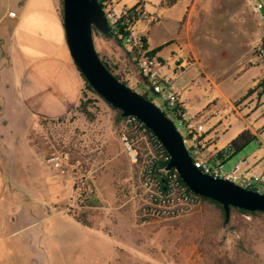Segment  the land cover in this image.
<instances>
[{
    "label": "rangeland",
    "instance_id": "1",
    "mask_svg": "<svg viewBox=\"0 0 264 264\" xmlns=\"http://www.w3.org/2000/svg\"><path fill=\"white\" fill-rule=\"evenodd\" d=\"M6 5L0 0V12ZM130 7L139 11L135 30L145 42L144 34L136 27L148 17L144 4L136 0ZM165 35L159 30L152 40L158 43ZM262 37L264 24L256 20L248 0H197L174 26L167 43L176 45L177 63L184 61L180 70L197 66L198 73L194 67L190 71L203 78L201 87L211 96V104L223 105L238 96L234 84L246 79L247 75H242L255 63L253 46ZM92 40L98 57L112 73L158 106L182 138H187L185 128L163 100L140 82L133 55L123 46L119 33L103 35L93 29ZM7 42V37L0 42V119L7 113L11 127L10 122L21 117L15 110L6 112L4 106L16 103L13 82L23 64ZM175 87L171 84L167 88L173 91ZM83 100L85 110L76 108L55 119L37 118L27 127L28 144L47 173L62 184L54 193L52 206L28 209L38 217L63 215L71 222L65 224V237L54 235L49 242L50 264H264V217L232 215L231 222L222 226L218 211L214 207L205 209L200 202L177 218H139L130 198L137 186V167L130 166L120 150L119 114L88 91ZM199 115L191 118V123L205 125L206 119ZM14 138L12 130L5 136V143H0L1 153V146L9 151L10 158L3 154L0 157L8 179L14 175ZM257 147L251 140L237 154L245 157ZM219 154L216 160H220ZM52 156L60 158L58 168L63 172L58 173L57 167L48 162ZM231 165L226 160L222 170L228 171Z\"/></svg>",
    "mask_w": 264,
    "mask_h": 264
},
{
    "label": "crops",
    "instance_id": "2",
    "mask_svg": "<svg viewBox=\"0 0 264 264\" xmlns=\"http://www.w3.org/2000/svg\"><path fill=\"white\" fill-rule=\"evenodd\" d=\"M5 1L7 5L0 12V42L7 37V45L19 56L23 66L13 82L12 97L16 103L4 106L6 112L17 111L21 119L11 121V127H8L7 113L0 119V143H5V136L12 130L16 137L11 150L16 160L12 163L14 175L8 179L0 164V264H50L48 244L54 235L65 237V228L71 222L63 215L38 217L28 209L52 206L54 193L59 192L62 184L54 181L52 173H47L28 144L27 127L37 118L55 119L69 114L80 100L83 81L65 44L61 0ZM135 1L120 0L127 6L134 5ZM140 1L148 17L136 27L144 34L146 48L160 63V73L169 80V86H176L172 92L177 94L185 114L189 118L200 114L199 118L206 119L200 142L219 154L238 133L248 130L257 149L245 157L237 154L238 151L230 153L220 162L222 166L226 160L231 162L229 169L238 165L245 179L257 177L264 190V68L258 62L253 63L242 75H247L246 79L234 84L239 89L238 96L232 101L226 98L223 105L211 104V96L201 87L203 78L197 74L198 67L191 65L180 70L184 61L177 63L176 45L167 43L174 26L197 0ZM9 12L14 16H9ZM159 30L166 35L154 43L153 35ZM191 67L197 73H192ZM243 85L245 90L239 93ZM1 147L0 157L3 154L10 158L7 147Z\"/></svg>",
    "mask_w": 264,
    "mask_h": 264
},
{
    "label": "built area",
    "instance_id": "3",
    "mask_svg": "<svg viewBox=\"0 0 264 264\" xmlns=\"http://www.w3.org/2000/svg\"><path fill=\"white\" fill-rule=\"evenodd\" d=\"M256 20L264 24V1L248 0ZM114 34L119 33L123 46L133 55L139 75L145 79L154 94L159 96L178 124L185 128L187 138H183L193 166L201 173L215 179L229 180L242 188L264 192L260 180L242 177L238 165L228 171L222 170L216 152L205 146L197 138L204 132L202 123H191L178 103L177 94L169 91V80L160 75L158 60L150 55L142 36L136 32L139 11L120 0H97ZM9 16L14 13L9 12ZM154 20V19H153ZM252 59L264 68V37L253 46ZM264 80V78H262ZM117 140L130 166L137 167V186L132 191L131 200L139 218L172 219L191 212L201 200L191 193L173 169H166L169 155L153 133L135 116L120 118ZM48 162L59 167L60 158L52 156Z\"/></svg>",
    "mask_w": 264,
    "mask_h": 264
},
{
    "label": "water",
    "instance_id": "4",
    "mask_svg": "<svg viewBox=\"0 0 264 264\" xmlns=\"http://www.w3.org/2000/svg\"><path fill=\"white\" fill-rule=\"evenodd\" d=\"M61 15L65 44L80 76L121 117L135 116L153 133L169 155L166 169L175 170L191 193L220 204L224 223L230 208L264 213V193L201 173L193 166L182 136L165 113L107 70L94 49L92 30L103 35L114 33L97 0H61Z\"/></svg>",
    "mask_w": 264,
    "mask_h": 264
},
{
    "label": "trees",
    "instance_id": "5",
    "mask_svg": "<svg viewBox=\"0 0 264 264\" xmlns=\"http://www.w3.org/2000/svg\"><path fill=\"white\" fill-rule=\"evenodd\" d=\"M116 35V34H115ZM150 55H152L153 54V52H150L149 53ZM100 61L104 64V66L107 68V70L118 80V81H120V82H122L123 84H125L123 81H121L120 80V78L118 77V76H116V75H114L113 73H112V71L110 70V68L107 66V64L104 62V61H102L101 59H100ZM81 79H82V81H83V90H82V93H81V97H80V100H79V102H78V104L76 105V107L74 108V109H76V108H79V109H84V107H85V104H84V100H83V98H84V96H85V92L86 91H88L89 93H91L92 95H95L97 98H99L94 92H93V90L90 88V86L84 81V79L81 77ZM140 82H144L145 84H147V82L145 81V79L144 78H142L141 76H140ZM126 85V84H125ZM140 95H142L144 98H146L145 97V95H143V94H140ZM100 99V98H99ZM105 103V102H104ZM106 104V103H105ZM108 105V104H107ZM109 106V105H108ZM110 107V106H109ZM73 109V110H74ZM113 109V108H112ZM85 110V109H84ZM114 110H116V109H114ZM117 112H118V114H119V118H121V116H120V112L118 111V110H116ZM251 140H253V135L248 131V130H243V131H241L240 133H238L230 142H229V144H228V147H227V149L226 150H224V151H221L220 152V154H219V156H220V158L219 159H221V158H223L225 155H228V154H230V153H235V152H237V151H239L243 146H245L248 142H250ZM199 198H200V200H201V202H202V204H203V207L205 208V209H207V208H210V207H214L217 211H218V213H219V216H220V224L222 225V226H226V225H228L230 222H231V220H230V217L232 216V215H235V216H241V215H247V216H249L250 218H256V217H264V213H260V212H246V211H243V210H239V209H236V208H230V214H229V219H228V221H227V223H224V213H223V210H222V208H221V206H220V204H218V203H216V202H214V201H212V200H210V199H207V198H203V197H200V196H198ZM241 220V219H240Z\"/></svg>",
    "mask_w": 264,
    "mask_h": 264
}]
</instances>
